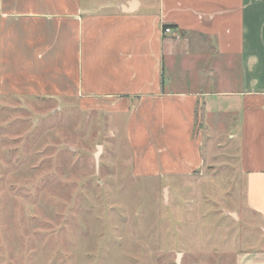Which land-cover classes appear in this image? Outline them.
<instances>
[{
  "label": "crops",
  "instance_id": "0c3cea01",
  "mask_svg": "<svg viewBox=\"0 0 264 264\" xmlns=\"http://www.w3.org/2000/svg\"><path fill=\"white\" fill-rule=\"evenodd\" d=\"M0 96L128 116L148 175H202L223 132L264 234V0H0Z\"/></svg>",
  "mask_w": 264,
  "mask_h": 264
},
{
  "label": "rangeland",
  "instance_id": "374dc122",
  "mask_svg": "<svg viewBox=\"0 0 264 264\" xmlns=\"http://www.w3.org/2000/svg\"><path fill=\"white\" fill-rule=\"evenodd\" d=\"M128 121L0 96V264H237L264 250L226 134L205 133L202 175H148Z\"/></svg>",
  "mask_w": 264,
  "mask_h": 264
},
{
  "label": "built area",
  "instance_id": "2783aa9c",
  "mask_svg": "<svg viewBox=\"0 0 264 264\" xmlns=\"http://www.w3.org/2000/svg\"><path fill=\"white\" fill-rule=\"evenodd\" d=\"M165 32H166V33H170V29H166Z\"/></svg>",
  "mask_w": 264,
  "mask_h": 264
}]
</instances>
